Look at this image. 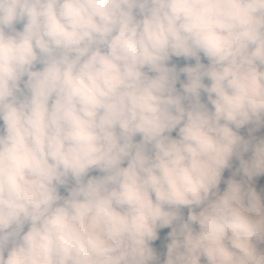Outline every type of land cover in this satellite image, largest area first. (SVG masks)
Masks as SVG:
<instances>
[{
	"label": "clouds",
	"instance_id": "clouds-1",
	"mask_svg": "<svg viewBox=\"0 0 264 264\" xmlns=\"http://www.w3.org/2000/svg\"><path fill=\"white\" fill-rule=\"evenodd\" d=\"M0 122V264H264V0H0Z\"/></svg>",
	"mask_w": 264,
	"mask_h": 264
},
{
	"label": "trees",
	"instance_id": "trees-1",
	"mask_svg": "<svg viewBox=\"0 0 264 264\" xmlns=\"http://www.w3.org/2000/svg\"><path fill=\"white\" fill-rule=\"evenodd\" d=\"M201 62L205 63V64L207 63V61L205 59H203V57L201 58ZM194 64H195L194 60H191V59L185 60L183 57H179V58L172 57L169 61V67H175L178 72H179V69H181L185 66L194 65ZM184 80H185V77H184L183 73H181L179 80L177 82L178 91L180 90V84L183 83ZM205 83H208L207 80H205ZM201 101L203 103H207V98H206V95L204 93H201ZM209 107H210V105H209ZM0 125H2V122H0ZM250 127H252V126L251 125L245 126L244 128L239 130L238 134L243 136L245 139H248L249 138L248 128H250ZM172 135L175 137V132H173ZM252 135L255 136L256 138L264 137V126H261L257 131L253 132ZM137 140H139V137H137ZM98 175H102V174L96 170H92L89 173V176H98ZM70 186H71V181L69 182V187ZM59 191H60L61 195H67V192L64 188H60ZM182 212L186 218L187 217V209H183ZM170 231H171L170 228H163V229L158 230V239L156 241H153L152 245H151L154 248V250L156 251L157 256L160 255V256L166 257V252H167L166 246L170 242L168 239V233ZM202 264H204L203 259H202Z\"/></svg>",
	"mask_w": 264,
	"mask_h": 264
},
{
	"label": "rangeland",
	"instance_id": "rangeland-1",
	"mask_svg": "<svg viewBox=\"0 0 264 264\" xmlns=\"http://www.w3.org/2000/svg\"><path fill=\"white\" fill-rule=\"evenodd\" d=\"M20 27L19 25L17 26ZM250 153L244 154V159H248L250 157ZM239 168V161L233 157V159L230 161V167L225 169L223 175H222V181L220 184V190L223 191L224 187L226 186L224 181H226L229 178H233L236 180H241L242 174L236 173V170ZM233 173H236L235 176H233ZM251 185L257 190V192L264 198V175L260 177H256L251 181ZM166 257L158 255V263L163 264V261Z\"/></svg>",
	"mask_w": 264,
	"mask_h": 264
}]
</instances>
